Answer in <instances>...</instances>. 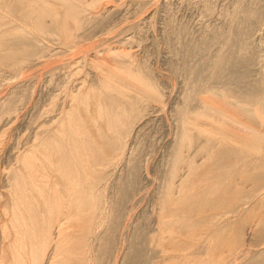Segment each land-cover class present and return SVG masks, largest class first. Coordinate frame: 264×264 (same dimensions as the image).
I'll use <instances>...</instances> for the list:
<instances>
[{"label": "bare ground", "instance_id": "obj_1", "mask_svg": "<svg viewBox=\"0 0 264 264\" xmlns=\"http://www.w3.org/2000/svg\"><path fill=\"white\" fill-rule=\"evenodd\" d=\"M97 1L0 0V71L36 73L43 93L2 167L0 264H264V0H187L192 28L166 9L159 76L131 47L141 20L109 26L121 6ZM52 36L63 52L43 47ZM157 77L180 91L159 140L171 85ZM3 93L10 123L22 87ZM147 191V230L127 256Z\"/></svg>", "mask_w": 264, "mask_h": 264}, {"label": "rangeland", "instance_id": "obj_2", "mask_svg": "<svg viewBox=\"0 0 264 264\" xmlns=\"http://www.w3.org/2000/svg\"><path fill=\"white\" fill-rule=\"evenodd\" d=\"M147 1L148 2L151 1V4L150 5L148 4L147 6L145 5V7L143 6V8L140 7L142 5H139V7H138L137 2L134 1V0H123V1L122 0H118V1L117 0H99L97 2L101 3L100 6L103 5L102 7H104V8L106 7L108 9H110V10H114L113 6H115V5H120L121 6V7L117 8L119 11H116V14H114L115 12H112L113 15H106V19H109L108 20L109 21V23H108L109 26L110 25L111 26H113V25L115 26L117 24H121L124 21H131V20L137 21L138 24H140V25L143 24L140 27L142 28L144 26L143 27L144 29L142 28V35H141L142 36L141 40L144 43L141 40L137 39L135 41V43H133V45L131 47H132V50L134 49V51L138 55H140L142 58L145 56L146 59L145 58H143V59L147 60L150 70L156 76H157L156 73H158V76H159V75L165 74L167 72L166 68H168V60H169V55H168V53L166 51L165 40L163 39L164 38V28L163 27H164V24H165L164 22L166 20V19L164 20V18H166L167 11H169V9L172 8L171 10H172V12H173V14L175 16L174 19H175V24L176 25L177 24L180 25L182 23L181 25L186 24L187 25L186 27H189V28L190 27L192 28L194 26V24L196 23V19L198 20V18H197L196 10L187 9L185 7L183 8V5L186 3L187 0H176V1L173 0L172 2H171V0H168L170 3L167 0H165L166 2H163L162 0H158L159 3L156 2L157 0L156 1L155 0H153V1L152 0H147ZM181 1H182V4H180ZM183 1H185V2L183 3ZM162 2H163V4H162ZM165 3L167 4L166 6L168 8L164 7ZM135 4H137V5L135 6ZM156 4H157V8H156V6H154ZM152 8H153L154 11L152 10ZM163 8H165V9H163ZM175 8H177V9H175ZM120 9L122 10L121 11L122 13L120 12ZM166 9H167V11H166ZM135 10H137V11H135ZM145 11H147V12L145 13ZM90 12L92 14L95 13V11L93 12L92 10H90ZM135 12H136V14H135ZM133 14H135V15H133ZM114 15H115V17H114ZM123 15H125V16H123ZM148 15H150V16H148ZM151 16H153V17H151ZM118 17H119V19H120V17L121 18L124 17V20H119V19H117ZM150 17H151L150 20L147 19V18H150ZM147 20H149L150 22L148 21V23H146ZM187 22H189V23L187 24ZM148 25H150V26H148ZM104 28L107 29L108 26L104 27ZM86 30L87 29H85V31ZM90 31H91V29L89 28L87 30V32H86L87 33V38L90 36L88 38V40L89 39L93 40L94 36L96 35V33H98V31L97 32L95 31L96 33L95 32H91V35L89 33ZM92 35H93V37H92ZM136 38H138V37H136ZM42 44H43V47L48 48V50H50V51H53V50L54 51H59V50H62L64 48V47H62V44L58 40L57 36L47 37V39L42 40ZM262 46L264 47V42H263V44L261 46H258V48L261 47L259 50H261V49L264 50V48ZM61 47H62V49H61ZM103 47H105V45H103ZM103 47H99V49L103 48ZM63 50H62V52H63ZM263 53H264V51H262V53H260V56H261L260 57V61L261 60H263V61H261L260 65H258L257 68L255 69L256 70L255 75L258 76V78L260 77L261 74H264V54ZM261 54L263 55V57H262ZM166 57H167V59H166ZM187 57H188V54L186 53L185 54V58H187ZM187 59H189V57ZM187 59H185V61H187V63H188L189 60H187ZM165 63H167V64H165ZM188 65H189V67H188ZM190 65H193V64L191 62L189 64H186V68L187 67L190 68L191 67ZM257 70L258 71L260 70L259 71L260 72L259 75H258L259 72H257ZM87 72H89V70H87ZM10 73L11 72H7V71L5 72V70L0 71V89L3 90V91H1V94L3 92H4L3 94H6V92L8 93V90L11 91L12 89H15L17 86H19V87L21 86L22 87V94L23 93L24 94L23 95L21 93L17 94V96H19V97H17L18 98L17 99V109L18 108L19 109L16 111V113L18 112L17 114H19V115H16V114L14 116L12 115V118H11V119H13V117H14L15 121L14 120L12 121L10 119V121H12L13 123L10 122V121H9L10 123H8L7 121H5L3 123H0V178H1V180L3 178V175H2L3 173L1 174L2 167L5 166L8 158L10 157V155L13 152L14 148L17 146V144L18 145L20 144L19 147H21L23 145L22 143H25V141H26L27 137L29 136V134H31V132H32L31 127L34 126V125L36 126V124H35L36 121H34L36 118H34V117L37 116L38 107H39V104H40L38 100L40 99V95L43 94L42 92H39V90L42 91L41 90L42 88H40L42 86L39 87L40 83L37 82L38 78L36 76V73H34L35 75H33V74L32 75L31 74L30 75L29 74L26 75L25 74V75H22V76H21V73H17V74H19L20 77H18V75H16V73L15 74L14 73L10 74ZM90 74L93 75V73H91V72H90ZM14 75L17 76V78L19 79V80L18 79H14L15 82L18 81L19 83L13 82L14 81L13 78H15ZM24 76H25V79L23 78ZM27 76H28V78H26ZM81 77L82 76H80V79H81ZM90 78H92V76H90ZM157 78L159 79V77H157ZM10 79H12V81ZM76 79H79V76L76 77ZM161 79L164 80V78H161ZM77 81L79 82V80H77ZM77 81H76V83H77ZM159 81H160V83L162 82L160 79H159ZM165 81L162 82L161 84L159 83L160 86L163 87L164 89L167 88V84H169L168 87L171 85L170 83H167ZM10 82L15 83V84H12V87H11V86H9ZM4 84L6 85V87L9 86L8 87L9 89L6 88ZM10 85H11V83H10ZM24 87H25V89H24ZM26 90H28V91H26ZM177 90H179V88H177V86H174V88H173L172 85L165 90V91H168V92H166V95H165L166 96L165 99L168 102L166 103V109H165V113H164V114L167 113L165 115V116H167V118H165V116L161 115L162 113H160V115L155 118V120H157L156 126L161 125L162 126L161 128L163 130L160 128V126H158L159 128L156 127L155 125H154V127H152L153 130H154V128H157L154 131L152 130V132H154L156 134L155 138H158V140L160 139L159 137L161 135L165 136V134L167 133L166 131H167V120H168V116H169L168 115L169 114V110H170V107L177 101V97H178L179 92H180V91H177ZM1 94H0V97H2ZM167 98H169V100ZM20 99H21V101H20ZM19 104H20V106H19ZM16 116H18V117H16ZM30 116H32L31 119L33 120L34 123L32 122L31 119H29ZM161 118L162 119H166V120L158 121ZM30 123H32V124L30 125ZM164 124H166V125L164 126ZM35 126L32 127V128H35ZM26 127H29V128H27L28 131H27V129H25ZM29 130H30V133H29ZM162 131H163V134H162ZM148 191L150 192V189ZM148 191H147L146 194H144L145 199H141V201L139 203H137V205H135V209H133V211H132V217H131L132 220H130L129 223H128V226H127L128 229L126 228L125 231H124V240H125V242H124L123 251L125 252V250H126L125 253L127 254V256H129V254H130L129 252L131 250V247L133 246L134 239L137 240V238H138L137 236H138V234L141 233V231L147 230L146 229V223H147L146 221H147V218L149 217L148 215L150 214V202H149L150 193ZM147 194L149 195L148 198L146 197ZM146 198L148 199V201L146 200ZM240 207L243 208V205H241ZM256 210H257V208H256ZM0 214H1V212H0ZM0 217H2V214L0 215ZM135 222H136V225H135ZM127 230H128V232H127ZM134 232L137 233V234H133ZM126 235L128 236V238H127ZM131 239L133 240V243H132ZM126 246L127 247L129 246L128 249H127Z\"/></svg>", "mask_w": 264, "mask_h": 264}]
</instances>
